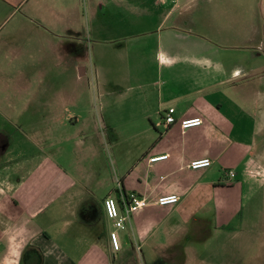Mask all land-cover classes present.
<instances>
[{
  "label": "rangeland",
  "instance_id": "rangeland-1",
  "mask_svg": "<svg viewBox=\"0 0 264 264\" xmlns=\"http://www.w3.org/2000/svg\"><path fill=\"white\" fill-rule=\"evenodd\" d=\"M97 3L102 5L103 25L90 20L89 7ZM185 5L189 8L184 10ZM0 8V115L4 118L0 126L9 115L15 124L23 112L25 120L20 121L26 133L35 142L40 139L41 149L52 158L73 160V147H79L74 159L93 160L99 170L103 162L119 161L120 167H130L140 150L158 137L152 125L159 121L152 111L157 87L146 83L161 79L148 54L198 52L196 58L204 61L203 74L221 81L215 89L221 93L217 98L223 114L235 105L253 119L259 164L251 161L247 168L223 169L224 174L240 171L238 184L243 190L237 215L212 238L222 242L223 259L231 253L239 264H250L246 236L264 220L259 215L264 212V0H24L19 6L0 3ZM169 11L171 15L160 24ZM91 26L104 27L106 32L90 36ZM66 27L73 33L68 30L60 36ZM139 49L145 56L138 55ZM80 68L87 71L81 77ZM20 74L26 76V85L15 80ZM164 75L172 77L168 85L177 92L187 89L180 82L189 79L187 72ZM105 80L114 86L105 87L103 93ZM73 117L77 118L74 130ZM80 127L88 128V137H76ZM242 129L235 127L231 135L239 144L247 140ZM91 148L97 150L93 157ZM221 166L217 160L212 162L207 178L219 175ZM204 202L190 197L182 207L193 213L208 210L211 205ZM205 234L181 238L186 242V257L211 239Z\"/></svg>",
  "mask_w": 264,
  "mask_h": 264
},
{
  "label": "crops",
  "instance_id": "crops-1",
  "mask_svg": "<svg viewBox=\"0 0 264 264\" xmlns=\"http://www.w3.org/2000/svg\"><path fill=\"white\" fill-rule=\"evenodd\" d=\"M4 1L19 6L24 0H0V3L6 4ZM202 7L206 11L207 8ZM89 8L92 24L103 25L102 5L97 3ZM131 8L137 10L134 6ZM186 8L189 5L183 6L184 10ZM169 15L171 11L163 14L160 24ZM88 29L90 36L106 32L100 26ZM63 30L60 36L68 30L69 34L73 33V28ZM141 52L139 49L138 55L145 56ZM162 52L148 54L152 66L156 65V77L161 80L146 83L157 87L158 96L152 111L153 117H159V121L152 125L158 131V137L140 150L130 167H120L119 161L113 165L103 162L99 170L93 160L83 162L74 159L79 152V147L75 146L73 160H57L41 149L40 139L35 142V138L26 133L24 121H20L25 120L23 112L15 124L10 115L6 118V123L0 126V264L240 263L231 253L223 259L222 242L212 238L215 233L221 234L224 224L239 211L243 189L242 184H238V169L247 168L251 161L259 164L253 119L247 111L239 110L235 105H230L223 114L222 101L217 98L221 93L215 89L216 83L220 85L221 81L214 82L203 74L201 66L204 61L196 58L198 52L189 55L173 54L169 50ZM144 61L141 59L142 64ZM78 72L81 77L87 71L80 68ZM174 72L183 76L185 72L189 74L188 80L180 81L186 90L177 92L175 86L168 85L172 77L164 73L173 76ZM13 73L12 70L9 73L11 80ZM200 77L203 81H199ZM25 79L24 74L15 76L22 85L27 84H24ZM163 80L165 85H162ZM107 86L112 87L114 83L105 80L103 93H106ZM162 87L165 89L163 93ZM168 108L174 109L175 123L171 125L163 122ZM227 111H230V117ZM139 114V117H144L147 112ZM195 117L202 119L200 127L179 129L178 121ZM3 119L0 115V120ZM229 119L245 122L237 125L235 121L232 125ZM71 120L74 130L77 118ZM240 126L243 127L240 133L247 136L245 144L231 138L235 127ZM75 132L76 137L89 135L86 127ZM93 150L97 151L91 148V157L94 156ZM80 153L87 155V152ZM163 155L167 156L166 159L148 162L149 158ZM205 158L211 161L210 167L188 168L190 161ZM215 160L222 165L219 175L207 178ZM234 166L238 167L236 174L232 183L226 185L223 169ZM131 195L143 196L149 204L127 215L124 229L117 231L120 248L113 251L107 237L112 225L105 218L102 202L106 197H112L119 213L124 215V207ZM166 195H177L179 202L165 207L151 204L157 197ZM190 197L198 202L205 201L204 204L208 202L211 207L208 210L197 209L193 213L194 210L182 207ZM259 215L264 216V212ZM263 221L259 223L258 230H249L246 236L247 261L250 264H264ZM189 233L199 238L207 233L211 238L197 247L191 258L185 256L186 242L181 240Z\"/></svg>",
  "mask_w": 264,
  "mask_h": 264
},
{
  "label": "built area",
  "instance_id": "built-area-1",
  "mask_svg": "<svg viewBox=\"0 0 264 264\" xmlns=\"http://www.w3.org/2000/svg\"><path fill=\"white\" fill-rule=\"evenodd\" d=\"M174 109L168 108L163 116V122L165 125H171L175 123V119L173 117ZM203 121L199 117L190 118V119H181L178 121V126L181 131L200 127ZM166 155L159 156V157H152L148 159L149 163H153L159 160L166 159ZM211 161L207 158L199 159V160H192L188 164V168L190 170H198V169H205L210 167ZM234 178V173L232 171L225 172V184L230 185L232 183V179ZM179 202V198L177 195H166L157 197L151 204L158 207H165L169 205H175ZM148 201L143 196L131 195L129 198V202L124 207V215L119 213L116 201L108 196L102 202V208L105 215V218L111 223L112 230H110L107 234L110 247L113 251H118L120 248V244L118 241V230L124 229V222L127 218V215L130 212L136 211L147 206Z\"/></svg>",
  "mask_w": 264,
  "mask_h": 264
},
{
  "label": "clouds",
  "instance_id": "clouds-1",
  "mask_svg": "<svg viewBox=\"0 0 264 264\" xmlns=\"http://www.w3.org/2000/svg\"><path fill=\"white\" fill-rule=\"evenodd\" d=\"M22 246V245H21Z\"/></svg>",
  "mask_w": 264,
  "mask_h": 264
}]
</instances>
